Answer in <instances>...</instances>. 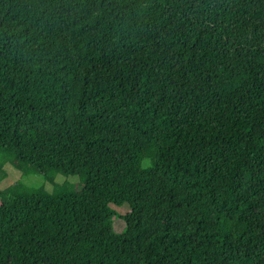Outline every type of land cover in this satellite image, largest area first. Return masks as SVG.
Segmentation results:
<instances>
[{"label":"trees","instance_id":"1","mask_svg":"<svg viewBox=\"0 0 264 264\" xmlns=\"http://www.w3.org/2000/svg\"><path fill=\"white\" fill-rule=\"evenodd\" d=\"M6 164L80 182L0 189V264H264V0H0Z\"/></svg>","mask_w":264,"mask_h":264},{"label":"rangeland","instance_id":"2","mask_svg":"<svg viewBox=\"0 0 264 264\" xmlns=\"http://www.w3.org/2000/svg\"><path fill=\"white\" fill-rule=\"evenodd\" d=\"M3 171L7 173V177L0 183V189H6L15 183H22L24 186L31 189H43L47 192L52 193L54 191V186L56 185H69L71 187L78 185L80 178L78 176H65L63 174H58L55 178V184L47 181L46 178L38 173L26 175L23 172L17 170L13 165L6 164ZM2 174V172L0 171ZM118 215L114 219V228L118 233H122L126 228L125 221L121 218V215H126L130 212V207L126 204L122 207L113 206Z\"/></svg>","mask_w":264,"mask_h":264}]
</instances>
